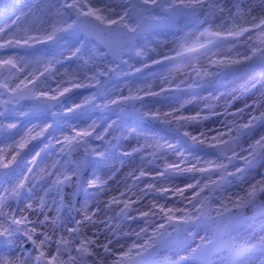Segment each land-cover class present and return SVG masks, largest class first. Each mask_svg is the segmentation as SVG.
Masks as SVG:
<instances>
[{
	"label": "snow or ice",
	"instance_id": "6c2138e0",
	"mask_svg": "<svg viewBox=\"0 0 264 264\" xmlns=\"http://www.w3.org/2000/svg\"><path fill=\"white\" fill-rule=\"evenodd\" d=\"M162 27L176 29L174 55L151 59V65L144 60H137L141 67L130 64L155 51L147 43ZM206 34L215 39L202 42ZM208 45L226 47V54L210 59L206 68H194L190 83L172 86L165 77L168 87L129 86L127 96L107 86L117 73L135 83L145 68L162 72L165 62L201 49L206 53ZM73 62L82 64L72 72L57 68ZM257 73L264 82V0H0V143L11 141L0 147V181L18 170L22 177L0 194V264H214L211 257H218L219 264H240L242 257L253 255L264 264V224L258 232L244 228L255 219L247 209L264 218V135L241 145V137L249 139L258 125L264 127V95L258 104L235 112L210 109L221 117L220 127L207 131L200 125L210 119L202 114L208 109L188 115L184 104L171 99L175 93L199 95L209 84ZM79 89L87 94L74 92ZM22 100L31 101L28 111ZM166 102L167 110L143 111ZM246 109L251 111L245 120ZM93 110L106 118L99 124L85 121L84 127L72 123ZM30 114L26 130L5 122ZM125 115L157 124L129 132ZM139 131L151 143L121 152L140 156L139 166L124 177L123 190L118 188L103 208H74L80 219L63 217L64 187L104 189L108 182L87 179V169L106 162L121 146L124 132L137 137ZM115 132L122 135L117 138ZM33 141L46 148L54 141L60 157L45 170L50 180L45 195L55 193L51 203L42 198L36 207L26 206L35 219L9 203L30 190L33 168L28 165H35L40 152L31 160L22 153ZM81 150L79 158L69 159ZM251 171L256 176L248 179ZM176 179L183 183H173ZM236 180L239 191L223 195ZM18 234L31 243L30 250L18 249Z\"/></svg>",
	"mask_w": 264,
	"mask_h": 264
},
{
	"label": "bare ground",
	"instance_id": "6f19581e",
	"mask_svg": "<svg viewBox=\"0 0 264 264\" xmlns=\"http://www.w3.org/2000/svg\"><path fill=\"white\" fill-rule=\"evenodd\" d=\"M181 24L185 23L184 20L180 21ZM219 23L217 20L214 22L211 26V31L215 32L218 29L216 28V24ZM208 25H204V28H207ZM204 29L201 28L200 31H203ZM158 34H154L151 36L150 41L147 43L148 49H155V51H149L145 57H136L133 60L129 61L130 64L134 65L135 67H141L140 63H137V60H144L149 65H151V59H161L163 54H169L174 55L170 50L174 47V44L172 43L174 39V33L176 31L175 27H162L156 30ZM199 35V33H197ZM215 37H212L210 35H205L201 38L202 42L207 43L208 40H214ZM208 51L205 53H202L201 55L197 56L196 58L190 59V60H183L182 57L177 58L172 61L165 62L167 67L162 72H157L153 74V72L145 68L143 70L144 75L143 78L140 80H137L135 83H132L131 78L125 79L122 75L119 73L116 74V80L109 85V89L114 91L115 95H120L121 90L122 94L127 96L128 95V87L131 86L133 89L139 87V88H147L151 87L155 91H159L161 87H168V84L165 82V77L168 80L172 81V86L179 84L181 81H186V83H190V75L194 76L195 73L193 71L194 68H206L208 66V62L210 59H221L226 54V47L216 48L212 45H208ZM242 51V49H240ZM215 53V54H214ZM232 55H235V52L232 53ZM150 57V58H149ZM87 59V57H85ZM78 64H82V62H73L72 64L68 65L66 64L65 67L61 68L57 66L58 70L60 72H63L65 70L72 72L77 69ZM158 67V66H153ZM86 71V69H83ZM124 71H129L130 69L127 66H123ZM140 74L137 73V76ZM242 75L233 77L229 79L228 81L224 82L223 84H209L206 86V90H209L207 92H204V89L198 90L199 95H192L190 93H175L171 95V99L176 100L177 106L179 104H184V112L185 114L192 115L195 114V112L200 111L202 109H208L204 112H202L203 115H208L210 119L202 121L200 125V130L207 131L208 129H216L220 127V119L221 117L213 116L210 109H215L218 112H223L225 109L235 112L238 109H245L246 105H252V104H258L260 102V99L262 95H264V82L261 81L259 78V74L257 73L255 76L253 75H246L244 78H242ZM59 79V77H57ZM52 86L55 87V83L52 82ZM83 89L74 90V92H80ZM142 94V93H141ZM115 98V97H113ZM164 97H147V100H156V99H163ZM21 105L23 106L24 111H28V103L26 100L21 101ZM137 107H139V102H137ZM156 107H160L162 111L167 110L168 103L166 102L164 105L160 104H154L150 105L149 107H146L143 111L147 112L149 110H154ZM251 110L246 109L243 113V117L246 120L247 116L250 114ZM260 111H264V109H260ZM94 114L98 111L93 110ZM258 114V113H257ZM100 119L98 117H92L87 119H79L76 121H72V123L78 127H84L85 121L90 123L92 120H95L98 124L102 122L103 119H105V116H102L100 114ZM132 118H137L134 115H130ZM229 122H231V117L228 118ZM24 120V116H20L17 121H5L7 122H17L19 126L21 127L22 122ZM30 125L22 126L24 130L27 129ZM125 126L128 128V131L130 132L133 128H136L138 130H142V128L134 127L131 124L125 122ZM70 129H66L65 133L68 134ZM190 131L195 134L196 129L192 128ZM21 135H23V132H21ZM62 135L61 133H57V136ZM117 138H119L122 133L121 132H115L113 133ZM145 133L143 131H139V134L137 137H130L128 136L127 132L123 133V136L125 139L123 141H120V147L116 148L114 152H112L107 159L106 162L97 164L94 167H90L88 169V175L87 179L93 178V176L98 177L101 181H107V186L104 189H97V188H87V185H84V192H82V195L79 198L78 206L77 208L87 206L89 209H94L97 205H99L101 208H103V205L106 201L110 199L112 195L117 194V189L123 190L122 181L124 177L133 169L139 166L140 162V156L135 155L130 160H125L124 156L121 155V152L124 150H130L138 146V144H145V143H151V141H145L143 139ZM261 135H264V127H261L258 125V128H256L251 138L245 139L244 137H241V145L243 147H247L248 143H251L254 139H258ZM2 137V135H0ZM15 139H19V136L15 137ZM1 140V139H0ZM8 143H11V141H7L5 143H0V147H7ZM35 143H41L40 141H33L32 144H29L28 148L24 150V152H28L26 155L27 160H31L32 157L35 155L36 152H41L42 156L41 158H36L35 165H28V167L33 168V172L31 174L27 173L26 168H23L24 174H28L30 176V181L28 182V188L29 191H26L22 193L19 200L9 201L12 208L19 209L23 215H28L31 219H35V216L28 212L26 210L27 204H32L33 207H36L37 204L41 201L43 198L46 200L49 204L51 203L52 196L55 195V193H51L49 195H45L50 181L47 180V176L45 175V170H51L52 165L55 161V153L56 149H46L41 151H32V147ZM99 142H94V144ZM55 144V142H53ZM239 151V149H237ZM206 159H211V157H207ZM171 162V161H169ZM18 170L16 174L8 179L7 182H3L0 186V194H3L5 189H9L12 185H14L17 182L18 178L21 177V171ZM264 171V169H262ZM247 178L251 179L253 176H256V171H252L250 173H246ZM8 184V186L6 185ZM175 184H182V179H176L173 181ZM233 187L229 188L226 193L223 195L227 196L230 195L232 192L239 191V188L236 187L235 182L233 183ZM215 207V205H213ZM8 209L6 208L5 211ZM61 215L65 217L62 213ZM111 215V213H109ZM76 219H80L81 217L75 215ZM74 217V218H75ZM66 218V217H65ZM104 218V213L101 212L100 219ZM40 219H43V216L40 217ZM72 226V225H70ZM116 227H123L125 230L127 229L126 224H117ZM90 234V231H89ZM23 236V234H22ZM24 237V236H23ZM26 239V237H24ZM27 240V239H26ZM211 259L214 261V264H219V260L214 259V257H211ZM240 264H251L250 262L243 261L240 262Z\"/></svg>",
	"mask_w": 264,
	"mask_h": 264
},
{
	"label": "rangeland",
	"instance_id": "374dc122",
	"mask_svg": "<svg viewBox=\"0 0 264 264\" xmlns=\"http://www.w3.org/2000/svg\"><path fill=\"white\" fill-rule=\"evenodd\" d=\"M86 40H87V38H85ZM88 48H92L93 46H92V44L91 43H88L87 45H86ZM37 47H40V45H37ZM205 51L203 50V49H201V50H199V51H197V52H192V53H185L183 56H182V59L183 60H190V59H193V58H196L197 56H199V55H201L202 53H204ZM246 75H248V74H243L242 75V78H244ZM116 80V75L112 78V80H111V83L112 82H114ZM111 83H110V85H111ZM109 88V87H108ZM87 91L88 90H85V89H83V90H81L80 92H84L85 94H87ZM207 91H209V90H205L204 92H207ZM27 101V100H26ZM27 103H28V108H30V106H31V101H27ZM29 110V109H28ZM100 112L98 111L97 112V114L95 113H93V112H89V113H87L85 116H83V117H80L79 119H89V118H92V117H98L99 119H100ZM31 115L32 114H30L28 117H25L24 116V120H23V122H22V125H21V127L23 126H26V125H29V119L31 118ZM79 119H75V120H73V121H76V120H79ZM112 119H115V116H113L112 117ZM124 121L125 122H127V123H129V124H131L132 126H134V127H138V128H142V129H145V128H151V127H153L154 125H156L157 124V121H155V120H149V119H138V118H132V117H130V115H125L124 116ZM36 121L35 120H33V123H35ZM257 128H258V126H257ZM0 141H2L3 140V136L2 137H0ZM54 142V141H53ZM53 146H54V148L56 149V153H55V160H58V159H60V157H59V155H58V152H59V146L58 145H56V144H52V146H50V147H45V144L44 143H35L34 144V146L32 147V151H34L35 150V152L36 151H39L40 149H41V147H42V149H44V150H46V149H51V148H53ZM131 150L132 149H130V150H128L129 152H131ZM27 153L28 152H24V153H22V154H26L27 155ZM41 156H42V153L40 152V156H39V158H41ZM135 156V155H134ZM134 156H127V157H125L124 156V159L125 160H130V159H132ZM21 171V170H20ZM19 171V172H20ZM252 172V171H251ZM248 173H250V172H248ZM47 180H49V178H47ZM50 181V180H49ZM235 182V184H240V181L239 180H236V181H233V183ZM1 184H2V181H0V186H1ZM6 185L8 186V184L6 183ZM82 192H84V190L82 191ZM64 193V192H63ZM226 193V192H225ZM231 195V194H230ZM66 218H73L72 216H71V214L69 213V210H68V208H66V207H64L63 209H62V212H61ZM76 218V217H75ZM262 224H264V218H261L260 216L259 217H257V218H255V219H253L252 221H251V223L250 224H244V228L245 229H247V230H250V231H255V232H258L259 231V229H260V227H261V225ZM201 235H203V233H201ZM17 245H18V249H19V246H22L25 250H28L27 248H26V246L27 245H29V244H31L30 242H28L26 239H24V237L22 236V234H18L17 235ZM32 247V246H31ZM31 249V248H30ZM29 249V250H30ZM214 259H216V260H219V258L218 257H214ZM241 261H243V263H245V262H250L251 264H257V260H256V257L253 255V256H245V257H242L241 258V260H240V262Z\"/></svg>",
	"mask_w": 264,
	"mask_h": 264
},
{
	"label": "water",
	"instance_id": "95a60500",
	"mask_svg": "<svg viewBox=\"0 0 264 264\" xmlns=\"http://www.w3.org/2000/svg\"><path fill=\"white\" fill-rule=\"evenodd\" d=\"M77 192H78V195H79V194H80V191H77ZM77 199H78V198H76V200H75L74 208H75V206L77 205ZM246 212H247V216H249V217H253L254 215H255V217L259 216V212H258V210L255 211V213H254V210H252V209H247Z\"/></svg>",
	"mask_w": 264,
	"mask_h": 264
}]
</instances>
